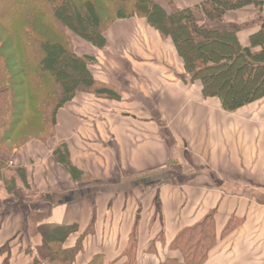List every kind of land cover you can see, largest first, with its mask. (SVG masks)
<instances>
[{
	"label": "crops",
	"instance_id": "crops-1",
	"mask_svg": "<svg viewBox=\"0 0 264 264\" xmlns=\"http://www.w3.org/2000/svg\"><path fill=\"white\" fill-rule=\"evenodd\" d=\"M263 13L247 5L223 23L245 24L237 39L249 46ZM104 35L101 48L73 46L105 92L77 91L52 134L0 160V264L32 259L42 242L33 213L37 225L70 226L71 264H188L185 234L209 216L200 264H264V97L232 111L204 97L143 17L116 19Z\"/></svg>",
	"mask_w": 264,
	"mask_h": 264
},
{
	"label": "trees",
	"instance_id": "trees-1",
	"mask_svg": "<svg viewBox=\"0 0 264 264\" xmlns=\"http://www.w3.org/2000/svg\"><path fill=\"white\" fill-rule=\"evenodd\" d=\"M247 5L263 11V0H203L186 8L173 0H0V160L11 158L12 150L29 139H44L29 136L14 148L5 145L23 123L43 135L50 125L52 134L57 110L77 91L105 92L90 73V57L74 51L71 33L101 48L107 27L120 18L143 17L170 38L188 78L223 109L263 98L264 13L249 46L237 39L245 24L223 23L226 12ZM35 216L40 215L31 214V226L42 233V242L26 264H71L76 249L61 243L70 226L37 225ZM210 217L185 234L188 264L205 257L212 242Z\"/></svg>",
	"mask_w": 264,
	"mask_h": 264
},
{
	"label": "rangeland",
	"instance_id": "rangeland-1",
	"mask_svg": "<svg viewBox=\"0 0 264 264\" xmlns=\"http://www.w3.org/2000/svg\"><path fill=\"white\" fill-rule=\"evenodd\" d=\"M71 37H72V42L74 43V45H75V42H80L79 40L81 38L77 37L73 33H71ZM47 130H49L48 133H46V134L44 133V135H43V133H39L37 129H33V128H30V127L28 128V125L23 123V125L19 128L18 132L15 133L12 141L9 142L8 144H5V145H7V146H9L11 148H14V147H16L15 145H17V143H21L23 140H25L29 136L32 137V136H39L40 135V136H43L41 138H45V137H47V136H49L51 134L52 128H51L50 125L47 127ZM11 158H12V156H11ZM11 158H9V159H11ZM9 162L7 163L8 166L10 165ZM4 175H6V174H4ZM0 251H2V253L4 254L5 251H6V248L5 249H1Z\"/></svg>",
	"mask_w": 264,
	"mask_h": 264
},
{
	"label": "water",
	"instance_id": "water-1",
	"mask_svg": "<svg viewBox=\"0 0 264 264\" xmlns=\"http://www.w3.org/2000/svg\"><path fill=\"white\" fill-rule=\"evenodd\" d=\"M262 10H263V12H264V0H263V5H262Z\"/></svg>",
	"mask_w": 264,
	"mask_h": 264
},
{
	"label": "built area",
	"instance_id": "built-area-1",
	"mask_svg": "<svg viewBox=\"0 0 264 264\" xmlns=\"http://www.w3.org/2000/svg\"><path fill=\"white\" fill-rule=\"evenodd\" d=\"M12 162L10 161L9 164H11Z\"/></svg>",
	"mask_w": 264,
	"mask_h": 264
}]
</instances>
